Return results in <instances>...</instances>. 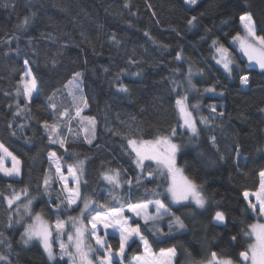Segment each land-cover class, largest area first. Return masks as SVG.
<instances>
[{"label": "trees", "instance_id": "trees-1", "mask_svg": "<svg viewBox=\"0 0 264 264\" xmlns=\"http://www.w3.org/2000/svg\"><path fill=\"white\" fill-rule=\"evenodd\" d=\"M147 1L152 4L156 20L144 0H130L129 8L123 7L124 0H9L8 7L4 6L5 0H0V142L22 159L23 176L14 186L17 189L28 186L30 194L37 197L32 204V214L43 210L45 218L54 222L55 216L50 215L52 208L46 206L49 197L40 195L42 189L37 187L44 171L49 168L47 153L58 150V155H65V170L67 163H73L75 158L66 155L64 149H59V145L48 143L37 119L45 117L51 122V110L45 111L40 105L54 89L60 88L63 93V98L57 97L58 104H71V97L67 96L62 85L72 72L81 70L85 73L84 93L88 107L82 115L96 117L97 139L90 146L83 143L81 133L80 140L67 147L79 153L80 159L88 157L87 184L82 185V192L84 195H94L97 199L103 197L100 202L108 199L107 191L102 189L110 187L100 177L102 161L106 167L120 168L125 179L137 173L131 158L125 154L126 141L121 136H113L105 130L106 127L128 134V125H132V129L138 127L147 138L170 133L178 121L175 100L178 95L187 92L190 104L197 101L201 104L197 120L199 115L211 114L208 108L211 103L218 106V111L225 113L223 117L217 116L211 127L199 125V147L189 144L187 135L174 138L175 142L182 145L181 153L177 155V166L183 170L184 175L194 177L198 183L203 184L208 204L205 210L196 209L195 212L192 206L179 208L177 214L184 218L187 230L177 233L176 238L161 236L158 232L154 234L155 229L147 228L144 229V235L153 253L175 246L178 251L176 264H190L192 259L206 261L210 259L212 251L238 260L239 252L245 250L246 246L243 231L253 220L249 210L245 211L247 202L243 193L258 189V172L264 169V151L257 150L264 145V114L258 112V108L264 107V74L254 67L247 73L251 79L250 86L245 91L241 90L239 75L234 74L231 79L227 77L212 59L214 50L210 45L212 39H218L228 46L236 58V72L244 74L243 69L248 66V62L238 55L231 44V38L238 31L241 34L243 32L239 14L241 9H245V0H200L199 5L191 10H186L185 5L179 6L177 0H167L169 5L164 4L163 0H159L160 5L155 4L154 0ZM170 2L173 3L170 5ZM246 10L254 15L257 34L264 36V0H247ZM33 11L37 13L33 22L19 29L17 26L22 24L24 17ZM193 15L198 17L199 22L189 29L186 21ZM222 20H227V23H221ZM158 25L165 28V32ZM145 31L149 32L152 39L144 35ZM177 31L180 35H177ZM113 34L121 42L118 46L110 40ZM11 36L19 37V55L16 53V40H12L11 45L4 42ZM30 39L31 45L28 43ZM64 43L68 47L61 49ZM160 45L168 47L164 49ZM181 49L184 59L177 61L175 55ZM58 51L62 54L55 57L58 63L56 69L52 70L50 60ZM129 57L138 63H128ZM25 59L31 61L30 66L38 75L42 90L40 101L30 105L34 118L27 121L23 117L15 118L17 125L27 124L21 136L31 138V144H25L21 138L11 137L7 130V124L14 119L15 111V107L10 110L8 106L14 105L17 99L14 93L24 71ZM189 64L193 70L192 82L199 91L190 89L185 79ZM105 67L110 71L105 73ZM121 69L127 73L121 79L130 87V96L116 90L114 77ZM198 69H203V75ZM137 71L141 72V76L132 75ZM169 77L182 85L176 92L172 91L173 84L167 79ZM211 86H215L217 92L223 89L225 95L219 97L204 92V89ZM5 91L12 95H4ZM19 101L24 103L22 96ZM72 115H75L74 111ZM132 116L136 117L135 121L130 119ZM77 124L78 121L74 120L73 126ZM211 135L217 138L216 147L209 142ZM238 142L243 145L247 156L246 161L241 159L239 171L231 151ZM96 144L100 148H96ZM201 151L206 153L204 158L198 155ZM219 155L227 157L226 161L211 163ZM7 185V178L0 177V193L7 190ZM153 187L155 184L134 188V200L145 197V188ZM52 199H55V192ZM24 202L23 197L18 202L21 214L24 212ZM217 202L227 213V227L213 226L212 216L217 210ZM16 207L11 211L15 212ZM78 210L71 212V215L75 216ZM9 211L6 204H0V231L13 244V264H50L37 243L28 249L19 243L23 226L31 222V217L25 215L21 225L8 229ZM96 211L103 209L97 207ZM68 215L65 212L63 218L68 219ZM158 223L163 226L164 232L168 231L167 219ZM232 236L237 239L233 241ZM108 243L114 250L118 248L116 239H109ZM0 249L6 251V245H0ZM141 252L138 243L132 244L126 248L123 262L129 263ZM57 262L67 264L64 260L57 259Z\"/></svg>", "mask_w": 264, "mask_h": 264}, {"label": "snow or ice", "instance_id": "snow-or-ice-1", "mask_svg": "<svg viewBox=\"0 0 264 264\" xmlns=\"http://www.w3.org/2000/svg\"><path fill=\"white\" fill-rule=\"evenodd\" d=\"M199 2L200 0H183L186 10H191L194 6H198ZM4 6H9V0H5ZM123 7L129 8L130 0H124ZM149 8L151 9V5H149ZM246 8L247 0H245V9H241L239 14V22L243 29V34L238 31L231 38L232 44L238 45V51L242 53L243 57L247 58L248 66L243 69L244 74L236 72L238 67L236 58L228 46H225L218 39H212L210 45V48L214 50L212 59L216 65L223 68L229 79L233 78L234 74L239 75V84L242 89L250 86L251 79L247 73L254 67H258L260 72L264 74V36L257 34V22L253 13L247 11ZM36 15L35 11L31 12L30 15L24 17L22 24L17 27L19 29L25 28L33 22ZM153 17H156L154 11ZM198 22L196 15L191 16L186 21L189 29L195 27ZM157 23H159L158 20ZM221 23H227V20H222ZM172 30L176 31V29ZM144 35L152 39L149 32L145 31ZM177 35H180L178 31ZM48 38L53 39L51 36H48ZM12 40L17 41L16 53L19 55L18 36L8 37L4 42L11 45ZM110 40L117 46L121 43L116 39L115 34L110 37ZM28 43L31 45V39ZM153 43L155 44L156 41L153 40ZM66 47H68L67 43L60 46L61 49ZM160 47L167 49L168 46L160 45ZM61 54L62 52L58 51L51 58L52 70L56 69L58 63L55 57ZM5 55H8V53H5ZM33 55H35V52ZM175 59L183 61L182 49L176 52ZM128 63L135 64L138 61L129 57ZM30 65L31 61L25 59L23 74L17 81L15 88L14 95L17 99L14 105L9 104L8 106L10 110L15 107L13 112L14 119L7 124L8 133L11 137L23 139L25 144L32 143L31 138L21 136V132L27 124L17 125L15 118L23 117L26 121L33 119L30 105L40 101L42 91L39 77ZM103 70L105 73L110 71L107 67ZM197 71L203 75V69H198ZM126 74V71L121 69L119 73L115 74L114 80L117 92L130 96V87L121 79ZM84 75V71H74L62 85L67 96L71 97L70 105L65 103L58 104L56 102L57 97L63 98V93L60 88L54 89L45 100L41 101L40 105L45 111L51 110V122L48 119H37L47 137L48 143L50 145H59V149H64L66 155L75 158L73 163H67L65 173V155H58V150L47 153L49 168L44 171L37 187L42 189V192L39 193L40 195L49 197L46 206L52 208L50 215L55 216L54 222H50L45 218L43 210L36 212L34 215L32 214V204L37 197L30 194L28 186L20 189L14 186L23 176L22 159L10 151L3 142H0V177L8 180L7 190L0 193V204H6L10 210L6 227L11 229L14 225H21L24 221V216H30L32 222L24 224L23 231L20 233L19 243L24 249H28L34 243H38L51 264H58V256L60 260L67 256L69 258L68 264H123L126 248H130L137 241L143 246L144 255L135 257L136 264H176L177 248L175 246L162 248L159 254L153 253L149 240L144 235V229H155L154 234L158 232L161 236L176 238L177 233H184L187 230L184 218L177 214L179 208H187L194 205L193 212L196 209H206L208 198L204 194L203 184L198 183L194 177L190 178L184 175L183 170L177 166V155L181 153L182 145L175 142L174 138L187 135L188 143L194 147H199L198 142L201 135L199 125L211 127L215 124L216 117H223L225 113L224 111H218V106L215 103H211L208 105L211 114L199 115L197 120V114L201 112V104L199 101L190 104L189 96L185 92L183 95H178L175 100L178 121L171 128L170 133L147 138L141 134V130L138 127L132 129V125H128L130 128L128 134L106 127L105 130L113 136H121L126 141L125 154L131 158L137 173L125 179L120 168L106 167L102 161L101 167L103 171L100 172V177L110 187L102 189L107 191L108 199L100 202L103 197L97 199L94 195H84L82 192V185L87 184L86 160L88 157L80 159L79 153L73 152L67 147L68 144L79 141L81 133H83V143L90 146L97 139L96 117L82 115L83 110L88 107V100L84 93ZM132 75L139 77L141 72L137 71L132 73ZM192 76V65L189 64L185 79L190 89L199 91L192 82ZM167 79L173 84V92L182 87L172 77ZM204 92L213 93L219 97L225 95L223 89L217 92L215 86L204 89ZM4 95L9 96L12 93L5 91ZM21 96L23 97V104L19 101ZM219 107L223 108V105ZM73 111L75 112L74 116L72 115ZM258 112L264 114V107L258 108ZM130 119L135 121L136 117L132 116ZM74 120L78 121L75 127L73 126ZM65 128L67 129L66 132L64 131ZM216 139L215 135L209 137V142L213 147H216ZM95 147L100 148V145L96 144ZM257 150H264V145ZM217 151L219 150L217 149ZM231 151L234 153L233 160L237 171H239L241 159L247 160L243 145L238 142ZM198 155L204 158L206 153L201 151ZM226 159L227 157L224 155H219L218 159L212 160L211 163L219 164L225 162ZM9 160L11 161L10 167L6 166ZM53 168L55 169L54 174ZM258 176V189L252 193L245 191L243 196L244 200L247 201L245 211L251 210V213L259 219L264 217V169L258 172ZM125 184L127 185L126 191L124 190ZM146 184H155V187L145 188V197L138 201L134 200L133 189H138ZM53 192H55V199H52ZM22 197L26 201L22 204L23 214L19 211L21 205L18 203ZM250 197H254V200ZM81 199L83 200V207H80ZM174 205L178 207L174 208ZM217 205V210L212 216L213 226L227 227V213L220 207L219 202H217ZM14 206L17 207L15 212H12L11 210ZM97 207L103 209V211H96ZM77 208L80 209L79 215L72 216L71 212H74ZM65 212L69 213L67 220L63 218ZM91 212H95V214L93 215ZM129 213L131 215H128ZM165 219H167V232H164L163 226L158 223ZM69 221L72 224L74 233L68 231L67 242H65L61 237L65 234ZM89 227L91 231H88ZM53 229L55 230V242H58L59 245V252L54 250ZM117 234L119 248L114 250L108 240L114 239ZM245 235L253 238V242L248 245L246 250L239 252V260L221 256L217 252L212 251L210 259L206 261L192 259L190 264H264V222L251 224L249 231ZM86 236L95 241V244L86 243ZM231 239L235 241L237 237L232 236ZM160 242L164 243L165 241ZM0 245H6L7 249L6 251L0 249V264H13V244L4 238L2 231H0ZM93 253L96 255L93 256Z\"/></svg>", "mask_w": 264, "mask_h": 264}, {"label": "rangeland", "instance_id": "rangeland-1", "mask_svg": "<svg viewBox=\"0 0 264 264\" xmlns=\"http://www.w3.org/2000/svg\"><path fill=\"white\" fill-rule=\"evenodd\" d=\"M145 1V3H146V5H147V7L149 8V5H151V9L149 8V10H150V12L152 13V15H153V8H152V4L151 3H149L147 0H144ZM171 1V0H170ZM175 1V0H174ZM178 2H179V6H183L184 7V3H183V0H177ZM154 2H155V4H159L160 5V1L159 0H154ZM163 2H164V4H168L169 5V3L167 2V0H163ZM162 2V3H163ZM173 2H170V5L172 4ZM155 20H156V18H155ZM159 26V28H160V30L161 31H164L165 32V28H162L160 25H158ZM242 31H243V29H242ZM242 34H243V32H242ZM232 44V43H231ZM232 46L235 48V50L237 51V53H238V55L243 59V60H245L246 62H248L247 61V58L246 57H243V55H242V53H240L239 51H238V45H233L232 44ZM218 67H220L219 65H217ZM220 68H222V67H220ZM255 68H258V67H255ZM223 69V68H222ZM259 69V68H258ZM239 87H240V89L241 90H247L248 88H246V89H242L241 88V86H240V84H239ZM44 119H45V117H44ZM264 151V150H263ZM6 166H8V167H10L11 166V161L9 160V161H7V163H6ZM66 170H67V168H66ZM66 170L64 169V171H65V173H66ZM53 171L55 172V169L53 168ZM187 174V173H186ZM188 175V174H187ZM71 186V185H70ZM110 186V185H109ZM250 193H252V192H250ZM251 199H253L254 200V197H250ZM247 202V201H246ZM80 207H83V203L82 204H80ZM173 207H178V206H173ZM192 207H194L195 208V206L194 205H192ZM197 210H199V209H197ZM24 211V210H23ZM154 211V210H153ZM249 212L251 213V210H249ZM79 213H80V209L78 210V212H77V214L75 215V216H78L79 215ZM252 214V213H251ZM94 215V214H93ZM128 215H131L130 213L128 214ZM252 216H253V220H252V222L249 224V225H247L246 227H245V229H244V231H243V237H244V239H245V241H246V246H245V250L248 248V245L250 244V243H252L253 242V238H251V237H248V236H246L245 235V233L247 232V231H249V226L251 225V224H253V223H258V222H264V217H260L259 219L257 218V216L256 215H254V214H252ZM133 219H135L134 217H133ZM67 220V219H66ZM32 222V221H31ZM30 222V223H31ZM68 231H72L73 233H74V229L72 228V224H71V222L69 221L68 222V224H67V229H66V232H65V234L61 237L65 242H67V232ZM88 231H91V228L89 227V229H88ZM53 234H54V250L55 251H57V252H59V245H58V242H55V230L53 229ZM114 239H116L117 240V243H118V248H119V238H118V234L116 235V237L114 238ZM85 242L86 243H90V244H95V241H93V240H91L90 238H88L87 236L85 237ZM137 243L139 244V246L141 247V250H142V252H141V254L140 255H137V256H135V257H141V256H143L144 255V248H143V246L139 243V241H137ZM38 244V243H37ZM38 246H39V244H38ZM40 247V246H39ZM117 248V249H118ZM40 249L42 250V248L40 247ZM42 252H43V250H42ZM126 253V252H125ZM155 254H159V252L158 253H155ZM45 255V257L47 258V256H46V254H44ZM93 256H95L96 254L95 253H93L92 254ZM135 257L129 262V263H127V264H136V260H135ZM57 259H59L60 260V258H59V256L57 257ZM68 257L66 256V257H64V261H66V263L68 264ZM49 262V261H48ZM50 264H51V262H49ZM123 264H126V263H124L123 262Z\"/></svg>", "mask_w": 264, "mask_h": 264}, {"label": "flooded vegetation", "instance_id": "flooded-vegetation-1", "mask_svg": "<svg viewBox=\"0 0 264 264\" xmlns=\"http://www.w3.org/2000/svg\"><path fill=\"white\" fill-rule=\"evenodd\" d=\"M239 260V259H238Z\"/></svg>", "mask_w": 264, "mask_h": 264}]
</instances>
